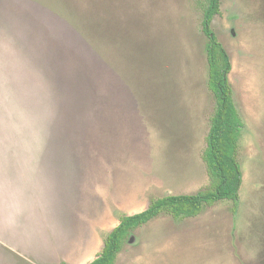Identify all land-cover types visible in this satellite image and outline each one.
Returning <instances> with one entry per match:
<instances>
[{"label":"rangeland","instance_id":"obj_1","mask_svg":"<svg viewBox=\"0 0 264 264\" xmlns=\"http://www.w3.org/2000/svg\"><path fill=\"white\" fill-rule=\"evenodd\" d=\"M203 9L202 0H0V214L7 201L31 215L56 200L53 182H36L29 205L2 196V173L27 150H76L83 160L79 205L67 213L82 250L72 233L60 258L48 245L36 253V242L28 255L0 244V264H87L124 214L209 186L203 155L216 98ZM212 27L244 121L239 200L194 217L160 214L114 264H264V0H221Z\"/></svg>","mask_w":264,"mask_h":264},{"label":"trees","instance_id":"obj_2","mask_svg":"<svg viewBox=\"0 0 264 264\" xmlns=\"http://www.w3.org/2000/svg\"><path fill=\"white\" fill-rule=\"evenodd\" d=\"M202 3V28L207 36L209 63L208 86L216 98L203 155L210 177L209 186L192 194L159 197L140 212L124 214L119 224L107 235L102 251L87 264H114L133 231L162 213L171 214L178 219L194 217L205 207L213 206L221 200H239L243 173L238 148L244 121L236 107L229 80L232 69L230 56L212 27L215 16L221 11V0H202Z\"/></svg>","mask_w":264,"mask_h":264},{"label":"crops","instance_id":"obj_3","mask_svg":"<svg viewBox=\"0 0 264 264\" xmlns=\"http://www.w3.org/2000/svg\"><path fill=\"white\" fill-rule=\"evenodd\" d=\"M26 152L21 154L22 158L19 163L17 161L11 168L5 169L4 172L2 171L3 173L1 172V179H4L9 185L7 190L3 189L2 196L7 197V193L10 192L14 199L16 197L14 194H18L23 198L24 203L29 205L32 204V201L34 202L33 197L37 193H31L36 182L38 185L42 183L44 186L46 182L49 185L50 182H53L55 185L53 192H55L56 200L51 201L49 197L47 211L38 209L39 213L36 214L34 211L31 215L23 212L24 209L21 208V203L16 204L13 200L12 202L7 201L6 207L1 210L0 214V244L11 251L15 250L28 255V253H32L29 251L28 245L36 242V253L41 252L48 245L47 252L52 251L50 258H60V254L64 252L67 245L68 235L72 233L71 236H73V242H75V245H73L74 249L79 247L82 250V239L77 244V232L74 227V223L77 221L76 219L74 221L69 219L70 216L75 217L73 211L79 205L77 197L81 195L83 160L78 157L82 154L77 153L76 150L67 149L58 151V154H53L47 148L30 149ZM27 156H32L31 160L35 163H21L28 160L24 158ZM91 167H93L92 163ZM92 172L91 169L90 176H93ZM40 190L44 191L45 188H40ZM59 198H63L60 203ZM56 203H58V208L54 211L53 207ZM59 208L62 212H58ZM68 212L70 213L69 217L67 215ZM36 215L39 221L36 225L37 230H33L34 236H28V232L31 230L26 228L30 221L34 225ZM67 225H71V231L69 227L67 230ZM23 233L27 234V236H23ZM79 237H82V235H79Z\"/></svg>","mask_w":264,"mask_h":264},{"label":"water","instance_id":"obj_4","mask_svg":"<svg viewBox=\"0 0 264 264\" xmlns=\"http://www.w3.org/2000/svg\"><path fill=\"white\" fill-rule=\"evenodd\" d=\"M242 187V186H241ZM134 214V213H133ZM129 240L133 241L134 240V237L133 235L130 236Z\"/></svg>","mask_w":264,"mask_h":264}]
</instances>
